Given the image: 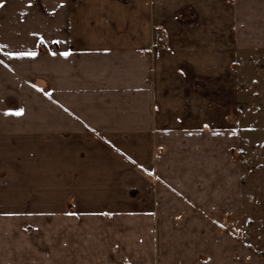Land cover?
Masks as SVG:
<instances>
[{
    "label": "crops",
    "instance_id": "0c3cea01",
    "mask_svg": "<svg viewBox=\"0 0 264 264\" xmlns=\"http://www.w3.org/2000/svg\"><path fill=\"white\" fill-rule=\"evenodd\" d=\"M241 1L0 0V264H154L155 231L198 235L169 264L216 257L217 225L184 200L176 224L164 185L216 186L218 58L235 13L264 31Z\"/></svg>",
    "mask_w": 264,
    "mask_h": 264
},
{
    "label": "rangeland",
    "instance_id": "374dc122",
    "mask_svg": "<svg viewBox=\"0 0 264 264\" xmlns=\"http://www.w3.org/2000/svg\"><path fill=\"white\" fill-rule=\"evenodd\" d=\"M229 1L235 3V11L236 6L242 4L241 0ZM257 3L263 5L259 13L264 16V0H250V8H256L257 11ZM235 22L232 56L230 49L228 57L223 58L227 60L218 58L219 118L202 122L203 129H211L213 126L218 129V151L215 156L218 169L214 171L215 178H212L215 179L216 186L209 187L208 193L196 194L197 199L202 196V201L196 202L186 199L188 195L179 193L170 183L164 185L165 192L170 195L167 204L177 209L176 211L172 209L170 215L176 224L181 225L188 214L196 213L201 215L202 223L217 225L216 240L222 244L214 251L216 257L214 258L213 254L202 253L197 255L195 264H264V40L260 38L264 36V31L262 25L257 23L249 25V31L243 29L236 13ZM261 31L263 34L259 35ZM219 43L225 45V42ZM226 65L230 74L227 78L224 74ZM208 91L209 89L205 88L204 92ZM14 103L15 98L11 99V109L17 108L18 104ZM225 113L228 115L223 120L221 115L224 116ZM207 142L209 137L203 138L202 144ZM209 154H212L213 159L214 154L210 151L204 152L200 159L198 157L196 159L206 161ZM206 176H209L207 170L201 169L202 179L207 178ZM168 179L170 182H182L185 178L171 170ZM183 200L194 208L192 213L180 209L179 204L182 205ZM175 203L178 206H174ZM193 220L194 217L189 219L191 222ZM187 236L191 237L190 240L198 241L195 239L198 237L197 234L155 231L154 264L173 262V255L178 249H171V243L184 241ZM207 236L208 234L202 233L201 241L205 242ZM179 249L180 253H183L184 248ZM186 252L193 256L194 250L191 248ZM225 258H228L227 263Z\"/></svg>",
    "mask_w": 264,
    "mask_h": 264
},
{
    "label": "snow or ice",
    "instance_id": "6c2138e0",
    "mask_svg": "<svg viewBox=\"0 0 264 264\" xmlns=\"http://www.w3.org/2000/svg\"><path fill=\"white\" fill-rule=\"evenodd\" d=\"M19 55H23L22 53L21 54H19ZM32 55H34V54H32ZM65 55H67V53H65ZM22 109L21 110H18L15 114H17V115H19V114H21L22 113Z\"/></svg>",
    "mask_w": 264,
    "mask_h": 264
},
{
    "label": "built area",
    "instance_id": "2783aa9c",
    "mask_svg": "<svg viewBox=\"0 0 264 264\" xmlns=\"http://www.w3.org/2000/svg\"><path fill=\"white\" fill-rule=\"evenodd\" d=\"M155 39H156V40L158 39V36H157V35H155Z\"/></svg>",
    "mask_w": 264,
    "mask_h": 264
}]
</instances>
